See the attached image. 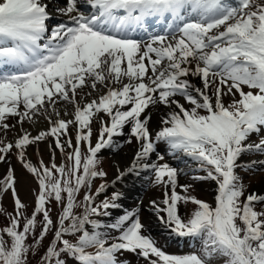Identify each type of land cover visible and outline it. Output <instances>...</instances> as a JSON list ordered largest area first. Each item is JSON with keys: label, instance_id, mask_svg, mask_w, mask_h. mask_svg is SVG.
Masks as SVG:
<instances>
[{"label": "snow or ice", "instance_id": "1", "mask_svg": "<svg viewBox=\"0 0 264 264\" xmlns=\"http://www.w3.org/2000/svg\"><path fill=\"white\" fill-rule=\"evenodd\" d=\"M93 93L97 98L83 106L77 101ZM61 102L65 109L74 106L64 112L72 118H60ZM151 109L163 110L155 129ZM41 116L48 128L32 136L23 124ZM9 118L15 123L9 125ZM94 120L100 127L93 144ZM17 124L14 142L0 140V164L9 163L15 149L36 187L29 214L14 167L0 177V197L10 193L14 203L0 228V264H29V253L36 255L49 233L40 264H120L126 253L142 264H213L217 258L264 264V211L256 210L264 207V194H246L236 173L264 165L239 163L245 153L264 155V138L249 142L264 130V0H0V129ZM126 129V142L134 139L138 147L131 165L117 166L108 182L97 169L98 154L118 147L114 138ZM47 138L51 166L43 160L33 165L28 147ZM56 150L68 164L56 165ZM165 155L194 162L203 174L193 179L215 184L214 203L190 195L192 184L179 185L180 170ZM142 174L152 187H163L162 199L149 201L159 225L199 241L198 252L166 254L140 218L143 201L114 221L123 193L97 203L117 182ZM97 178L105 182L92 192ZM181 203L195 206L186 218L179 214ZM53 205L60 208L55 221Z\"/></svg>", "mask_w": 264, "mask_h": 264}, {"label": "rangeland", "instance_id": "2", "mask_svg": "<svg viewBox=\"0 0 264 264\" xmlns=\"http://www.w3.org/2000/svg\"><path fill=\"white\" fill-rule=\"evenodd\" d=\"M198 79V78H197ZM198 84H195L198 87H201L202 83L200 82V80L198 79ZM88 89H85V92H87ZM245 91H247V89H245ZM238 94L235 97L236 99H238ZM97 98V94L93 93L91 96H87V97H83L82 95H78L77 96V101L81 102L82 105L85 102H90L92 99ZM233 97L229 96H224L223 97V101L225 103V105L229 104L232 101ZM66 102H61V104L58 107V110L61 113L60 118L62 119H70L72 118L71 115H64V112L67 110L69 113H72L74 111V106L72 105H68L67 109H65L64 104ZM202 110L201 113L202 114ZM55 118V117H54ZM15 120L12 119L10 120V122H7L9 125L11 124V122ZM36 123L35 124H31L29 122H24L23 124V128L28 130L32 136H35L38 134V132H34L33 128L34 127H40L38 131H43L46 130L48 128V123L47 121L41 116V117H37L36 119ZM160 120V118H159ZM92 133L96 132L99 133V127L100 125L94 120L92 125ZM20 128L21 126L19 124L16 125L15 129H10L7 132H5L4 130L0 129V140H2L4 143H8V142H14V140L17 138V136L20 134ZM69 134L72 138L73 143H75V136H76V129L74 126H70L69 127ZM51 138H47L44 141L40 142L39 145H31L28 147L27 149V156L28 158L31 160V162L33 163V165L38 166L39 162L41 160H43V163L45 165L51 166V158H52V150L48 147L49 145V141ZM94 136L92 137V141H94ZM136 146V144L134 145ZM15 150V149H14ZM120 150L122 151H128V152H118L117 154H126L129 153L130 151H134V149H130L129 150V146L127 147H122ZM116 155H114V162L112 161V159H106V161H108L106 163V169L110 172V177L113 178V180L115 179L113 177L114 175V169L117 168V166H126L128 164L131 163L130 160H127L123 163H120L116 160ZM55 163L61 165L63 164H67V159L65 158L64 155L61 154V152L59 150L55 151ZM124 157V156H123ZM125 158V157H124ZM120 163V164H119ZM116 164V166H115ZM58 165V166H59ZM12 166L15 169V174L17 177V190L19 193V198L21 199V201L25 204L28 205V209L27 212L30 214L31 211L33 210V201H34V192L33 189L36 187L35 182H34V178L28 174L26 172V170L23 169L20 161L17 159V156L15 154V158L13 159L12 162ZM4 167H5V163L0 164V177L3 176L4 174ZM264 169L262 167H258L257 170H248L249 172L244 173L247 174V176H244V178H242V182L243 184L246 186V193H251V192H257V193H264ZM201 175V174H200ZM119 182H117L118 184ZM101 184L100 182H97V185ZM187 184H192L193 188L189 191L190 195L193 194V196H197L198 199L206 201L210 204L214 203V195H215V184H213L212 182L209 181H196L192 178V181L190 183ZM186 185V184H185ZM119 189L124 191V188L122 187V184H118ZM148 192V191H146ZM154 194L156 196L157 199L162 198V192L158 191L157 189H155ZM147 196H149V194H147L146 196H144L143 200L144 201H148L147 200ZM131 199V202L126 205L128 209L133 208L136 204H139L141 202L140 199H136L134 197L128 198ZM122 204H125L124 202H121ZM0 204H2V210H0V228H3L7 223H8V219H7V214L8 213H12L13 209H14V203L12 201L11 195L10 194H6L3 197H0ZM148 206H149V202H148ZM181 208H182V212L180 213V215L182 217H186L187 215V204H180ZM53 211L51 213L52 219L55 221L57 219L58 213L60 212V208L59 206L53 205ZM195 206L191 204V210L193 211ZM257 211H264V207H257L256 208ZM142 211V210H141ZM116 213H120L122 214L121 211L115 212ZM191 213V212H189ZM119 215V214H118ZM117 215V216H118ZM142 215V213H141ZM144 216V215H143ZM148 217H146L147 219ZM152 220L151 217H149L146 220V223L148 224V222ZM40 225H37V229L36 232L37 234L40 231ZM50 242V239H44L41 243V245L38 246V252L36 255H32L31 253H29V257H28V262L29 264H33L35 261H40V256L43 254V252L45 251L44 249V245H48ZM29 244L33 243V240L31 237H29L28 240ZM163 248L165 250H170L174 255H185V254H189V253H193V252H198V250L202 247L201 243H199V241L193 243L190 242L188 243V245H184L182 247H169V244H163L162 245ZM40 249V250H39ZM124 259V263L123 264H128V262H130V264H135L137 261V258L134 256H130V257H123V256H119L118 259ZM36 264V263H35ZM213 264H223V258H217L214 260Z\"/></svg>", "mask_w": 264, "mask_h": 264}, {"label": "bare ground", "instance_id": "3", "mask_svg": "<svg viewBox=\"0 0 264 264\" xmlns=\"http://www.w3.org/2000/svg\"><path fill=\"white\" fill-rule=\"evenodd\" d=\"M191 80H192V82H193V84H198V79L197 78H190ZM201 87H202V85H201ZM39 128L40 127H34L33 128V130H34V132H39L38 130H39ZM135 151H136V149H134V151H130L129 153H126V154H117V156H116V160L118 161V162H120V163H123V162H125V161H127V160H130L131 162H132V159H133V157H134V154H135ZM125 158H124V157ZM119 163V164H120ZM131 165V163L130 164H128L126 167H128V166H130ZM125 167V168H126ZM262 194V193H261ZM264 194V193H263Z\"/></svg>", "mask_w": 264, "mask_h": 264}, {"label": "trees", "instance_id": "4", "mask_svg": "<svg viewBox=\"0 0 264 264\" xmlns=\"http://www.w3.org/2000/svg\"><path fill=\"white\" fill-rule=\"evenodd\" d=\"M39 225V224H38Z\"/></svg>", "mask_w": 264, "mask_h": 264}]
</instances>
